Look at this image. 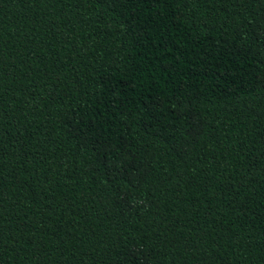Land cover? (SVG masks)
I'll list each match as a JSON object with an SVG mask.
<instances>
[{"label":"trees","instance_id":"16d2710c","mask_svg":"<svg viewBox=\"0 0 264 264\" xmlns=\"http://www.w3.org/2000/svg\"><path fill=\"white\" fill-rule=\"evenodd\" d=\"M0 264H264V0H0Z\"/></svg>","mask_w":264,"mask_h":264}]
</instances>
